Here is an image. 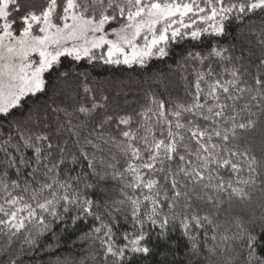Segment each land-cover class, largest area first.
<instances>
[{"label":"snow or ice","instance_id":"snow-or-ice-1","mask_svg":"<svg viewBox=\"0 0 264 264\" xmlns=\"http://www.w3.org/2000/svg\"><path fill=\"white\" fill-rule=\"evenodd\" d=\"M236 21L240 44L187 51L183 97L157 73L135 114L62 70L147 69ZM89 221L79 264H264V0H0L5 264Z\"/></svg>","mask_w":264,"mask_h":264},{"label":"trees","instance_id":"trees-1","mask_svg":"<svg viewBox=\"0 0 264 264\" xmlns=\"http://www.w3.org/2000/svg\"><path fill=\"white\" fill-rule=\"evenodd\" d=\"M244 24L249 27L259 28L260 21L258 17H251L246 19ZM242 30L243 26L239 21H236L229 25L228 35L223 37L202 38L204 43L191 40H184L178 43L172 42L170 55L165 58H153L149 62L147 69H141L137 65L131 68L127 65H103L102 63L90 65L86 61H81L77 64L70 57H67L62 58V70H70L75 67L78 72L87 71L89 80L95 88L109 95L123 110L135 114L136 111L140 110L141 105L147 103L146 91L151 89L157 94L163 93V89L154 83L150 77L157 73L163 74L172 84L169 89L171 96L183 97L181 76L189 75L192 67H195V65L190 64L189 73H185L179 67L180 64L184 63L187 51L192 49L206 51L211 43L240 44V33ZM191 79L192 76L189 75V80ZM165 95L167 94L165 93ZM12 178L14 179L15 177L13 176ZM91 223L89 221L81 224L75 230H69L61 234L58 242L53 234H47L41 239L39 249L26 250L25 254L21 256L23 264H62L66 259L73 261L74 264H79L81 259H86L91 254L99 251L98 243L95 246H90L91 241L82 238L83 233L88 231ZM121 227H124V225L122 224ZM56 231L59 233L60 229ZM21 243L22 240L17 241L12 249L9 250V253L0 252V264H5L10 254L15 256ZM151 264H155V259L152 260Z\"/></svg>","mask_w":264,"mask_h":264}]
</instances>
